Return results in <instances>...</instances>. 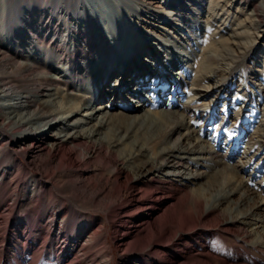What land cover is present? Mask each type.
Instances as JSON below:
<instances>
[{
    "label": "rangeland",
    "instance_id": "rangeland-1",
    "mask_svg": "<svg viewBox=\"0 0 264 264\" xmlns=\"http://www.w3.org/2000/svg\"><path fill=\"white\" fill-rule=\"evenodd\" d=\"M15 1L2 0V4L8 2L13 4ZM85 1L90 8L94 7L97 10L96 7H102L105 10L103 12L104 19L100 17L99 12H96L95 18L100 20L102 25L107 26L106 28L110 26L111 28L107 29L109 32H116L118 40L121 38L123 44L126 43L125 47L128 50L131 49L130 54L125 56L133 59L129 66L132 68L130 71L133 70L131 76H125L126 70L122 71L123 75L118 78L117 85L113 86L121 73V68L118 66L104 81L103 85L106 90L119 86L128 90L127 97L124 99L120 98L122 96L121 89L118 91L119 94H116L117 96L107 95L108 98L103 101L109 106L105 110L107 111L105 117L108 115L125 116V114L119 115L118 113L126 112L123 111V108L131 107L135 101L131 96L137 95L142 100L139 102L138 110L126 113L148 117L151 120L150 122L146 121L145 125H141L135 130L132 124L125 121L118 128L117 135L121 136L125 131L127 134L122 137L120 144L114 146L113 149L124 153L132 147L142 145L144 151L143 155L138 156V162L151 161L142 169L131 170L132 179L130 183L136 188L143 187L142 189H144L140 198L139 196L133 197L131 192L123 191L115 196L109 210L104 212L101 208L86 203L87 201L80 202L74 196L76 193H73L74 190L70 184L67 185L66 181L60 180V182H56V188H54L58 204L55 205L49 200H42L37 205L38 213H42V209L50 213L65 209L71 214L72 211L84 213L88 216L87 219L84 218L85 221L89 220L94 228L98 227L97 223L99 222H92L90 219L96 218L97 221L99 218L103 219L102 227H98V230L100 229L99 234L102 232V235L105 234L107 237L109 249L108 252H105L108 255L95 257V251L100 249L102 244L96 245L94 241H89L85 249V253L89 257L83 258L84 264H95L94 262L100 264L137 263V256L140 254L144 256L145 264H161L164 259L153 256L149 249L139 250L135 244L124 249L125 247L119 245L120 241L117 236H122L125 233L133 235L136 227L143 220H139L136 209L141 206L145 207L155 196H159L148 195L145 191L148 186H151L152 189L157 188L158 191L175 190L171 193L173 202L175 198L182 195V191L176 189L177 186L188 190L197 189L205 197V200L203 199V217L217 215L220 222L217 225H212L209 230L204 232L208 234V239L211 238L214 241L202 242L203 237L188 240V244L191 246L194 243H199L200 252H202V254L195 256L191 262L201 264L202 260H206L215 263L221 259L226 264H264V30L260 28V33L257 29L251 30V37L246 39L247 46L235 48L236 56L233 61L218 60L213 65L218 67V72L213 77V73L202 70L204 66L208 67L205 59L207 56L217 57L219 54V49L214 44V40L225 41L221 40L222 33H215L217 29L214 26L211 27L212 33L211 31L207 32L206 16L202 17V21L205 22L202 30H195L196 32H194L189 28L190 26L183 25L184 22L175 17H170L164 21V19L154 17L153 14L147 12V2H152L151 6L148 5L149 8L154 9V11L160 10L159 0H144L142 2L141 0ZM177 1L188 3V0ZM202 2L205 7L209 2H218L219 14H222L223 17L227 16V21L230 20L231 26L242 29L249 22V18L245 14V11L249 12V9L243 8L244 6L241 4H230L228 0H202ZM224 5L225 7H223ZM165 10L168 12L170 9ZM244 19L246 20L244 21ZM238 21H242L240 25H238ZM132 24L135 25L133 30ZM136 29L141 31L140 36L137 32L134 33ZM150 30L154 32L152 36L155 40L149 44L150 49H142V52L137 56L134 49L139 45L138 42L142 40V37L146 36L148 43L151 41L152 36L148 35ZM227 33L225 32L222 38L230 44V37ZM174 53H180L181 56L177 61L182 65L186 64L185 67L182 68V65L181 67L170 66L163 63L166 59L171 60ZM122 57L120 54L119 58ZM141 63L149 69L143 71L144 74L146 72L148 74L147 82L135 87L133 82L136 80V64L141 65ZM159 78L163 80V84L162 82L159 83ZM145 87L150 88L145 89ZM89 106L95 107L96 102ZM95 122L96 120H92L84 124V128H90ZM113 122L114 126L118 127L120 121L117 119L112 121V124ZM111 126L110 123L107 124V127L100 128L101 134L97 138L109 134L107 128ZM46 130V126L42 127V131ZM186 148L190 151L186 152ZM20 151L21 149L16 147L13 153L19 154ZM159 151L164 152L161 156L164 157L163 161L160 160L161 157L153 158L154 155L157 156ZM65 152L67 153L65 156L76 163V168H85L90 165L88 168L92 172V170L98 171L104 166L106 171H109L106 173L110 177L116 173L117 169L124 166L132 167L136 164L125 161L122 165L121 160L114 162L112 158H108L109 156L103 158L104 149L100 155L95 154L90 157L87 154L84 158H78V154L74 150H65ZM88 158L92 161L88 162ZM28 159L30 158L28 157ZM42 160V157L36 156L31 161L30 172L41 174L45 171L47 165ZM176 160L181 161V164L173 165ZM147 180H151V182L147 183ZM123 181H125L124 176H118L116 181L112 179L110 185H122ZM226 190H230V192L223 198ZM166 195H163L166 198L157 200L160 205L168 201L169 195ZM3 196L6 194H2ZM173 202H168V205L163 207L158 205L156 208L161 207V209H155L154 212H158H155V215L135 233L139 237H143L150 231H154L161 214L172 212L173 208L170 210L169 204ZM3 203L0 202V228L7 225L5 219L11 214V209H7L16 210L19 208L18 203L12 204L13 200L7 202L9 203L8 206ZM22 204L23 207H33L27 199ZM174 207L177 210L195 212L191 200L185 203L177 200ZM15 210L12 212L14 213L13 218L10 219L12 230L9 231L8 239H5L3 233L0 232V264H55V260L50 258V255L45 257L41 251L37 252L40 247L39 242L32 240L30 244L25 240L28 237L25 239L21 237L20 231L24 228L25 222L20 219L21 215ZM124 210H130L128 212L130 217L126 219L128 224L124 223L118 228V233L115 234L114 227L123 218ZM243 214L250 215L243 219L246 224H241V227L237 228L238 234L226 230L227 224L233 223L231 216L241 217ZM51 216V214L50 216L48 214L43 215L40 220L42 224H38L36 227L46 230L44 222L48 221ZM55 221L60 222L61 217L56 216ZM62 223L65 225V230L62 238L57 241V247L65 246L63 241L69 238V230L73 224L79 227L74 231L73 240L77 242V245L85 241L89 230L80 234L79 230L82 228L80 220L66 217ZM164 233H166L165 228L160 233H155L154 239L162 240ZM197 233V236L203 235V233ZM183 236H187V234L178 232L172 239L171 246H174L171 247L172 250L167 256L168 260H174V256L179 255L177 249L180 247H175V244H179ZM129 238L134 240L135 234ZM41 240L40 238L38 241ZM15 243H19L17 253L14 252ZM52 246L55 252L59 251L51 243H48L45 249L48 247L49 250ZM64 250L67 252L68 247L66 246ZM4 251H8V253H4L2 257ZM35 254L36 256H34ZM93 258L96 260L94 261ZM76 263L77 261L74 264Z\"/></svg>",
    "mask_w": 264,
    "mask_h": 264
},
{
    "label": "bare ground",
    "instance_id": "bare-ground-1",
    "mask_svg": "<svg viewBox=\"0 0 264 264\" xmlns=\"http://www.w3.org/2000/svg\"><path fill=\"white\" fill-rule=\"evenodd\" d=\"M228 1L230 4L238 3L243 5V8L247 7L249 9V12L244 10L247 18H249V22L246 21L244 28L231 26L230 20L227 21V16L223 17L222 14H219L218 2H209L205 7L202 0H188V3L177 0H159L161 9L154 11V9L148 7V5L151 6L152 2H147V12L153 14L154 17L164 19V21L170 19V17H175L182 20L183 25L190 26L189 28L194 32H196L195 30H202L205 24L202 17L206 16L207 32L211 31L212 33L213 29L211 27L214 26L217 29L215 33H222L221 40L226 42L214 40V44L219 49V54L217 57L207 56L205 59L208 67L204 66L202 70L213 73L214 77L218 72V67L213 65L218 60L233 61L236 56L235 48H242L246 45V39L251 37L250 31L256 29L259 31L260 28L264 30V0L262 2L260 0ZM96 9L94 7L90 8L85 0H16L13 4L10 2L2 4V0H0V202H4L3 204L8 206L9 203L7 202L13 200L12 204L18 203L19 205L16 210L7 209H11V214L5 219L7 225L0 228V232L3 233L5 239H8L9 231L12 230L10 226V219L13 218L14 214L12 212L17 211L21 215L20 219L25 222L24 228L20 231L21 237L23 239L28 237L25 240L30 244L32 240L39 242L40 247L37 252L41 251L45 257L50 255L49 257L55 260V264H74L76 261V264H84L83 258L89 257L85 253L89 241H94L96 245L102 244L100 249L95 251V257L107 256L106 252L109 249L106 235H102V232L100 235V229L98 230V227H102V218H99L98 221L96 218L90 219L92 222H99L97 223L98 227L94 228L89 220L85 221L88 216L84 213L72 211V215L65 211L66 209L55 213L42 209V213H38L37 205L42 200H49L52 204H58L54 191L56 182L66 181V184H70L73 188V193H76L74 196L80 202L87 201L86 203L106 212L114 202L115 196L123 191L131 192L133 197L139 196L140 198V194L144 189H142L143 187L136 188L130 183L132 179L131 170L142 169L151 161L138 162V156L143 155L144 151L142 145L132 147L124 153L113 149L114 146L120 144L122 137L127 134V131H125L123 135H117L118 128L125 121L132 124L135 130L141 125H145L146 121L150 122L151 120L148 117L126 113L138 110L139 102L142 100L137 95L131 96L135 99L131 107L123 108V111L126 112L118 113L119 115L125 114V116L114 117L108 115V117H105L107 115L105 110L109 106L104 104L103 101L108 98L107 95L117 96L118 91L121 89L122 96L120 98L124 99L127 97L128 90L122 88V86L106 90L103 85L104 81L118 66L121 68V73L113 86L117 85L118 78L123 75L122 71L126 70L124 72L125 76H131L133 70L130 71L132 68H129V66L133 59L126 57L130 54L131 49L128 50L125 47L126 43L123 44L121 38L118 40L116 32H109L107 29L111 27L106 28L107 26L102 25L101 21L95 18L96 12H99L100 17L104 19L103 12L105 10L102 7H96ZM165 9L170 10L166 12ZM242 21H238V25ZM134 27L135 25L132 24V30ZM136 32L140 36L141 31L136 29L134 33ZM225 32L229 34L230 44L222 38ZM153 33L150 30L148 35L152 36ZM145 37H142V40L138 42L139 45L134 49L137 56L142 52V49H150L149 44L155 40L152 36L151 41L148 43ZM119 47L120 49H118ZM120 54L123 56L122 58H119ZM180 56V53H174L171 60L166 59L163 63L181 67L182 64L177 61ZM145 66L143 63L141 65L136 64V80L133 82L135 87L147 82L146 77L148 74L147 72L144 74L143 71L149 69ZM185 66L186 64L182 65V68ZM160 82L163 84L161 78H159ZM94 102H96L95 107L89 106ZM112 106L114 107V104ZM115 106L119 107L118 105ZM117 119L120 122H118V127H115L112 121ZM92 120H96V122L90 128H84V124ZM106 123L112 125L107 128L109 134L97 138L101 134L99 132L100 128L107 127ZM45 126L47 130L42 131V127ZM16 147L21 149L18 152L19 154L13 153ZM103 149L105 150L103 158L109 156L108 158H112L114 162L121 160L122 165L125 161L136 164L132 167L119 168L110 177L107 174L109 171H106L104 166L99 168L98 171L92 170L91 172V169L88 168L90 165L85 168H76V163L65 156L67 154L65 150H74L78 154V158H84L87 154L90 157L95 154L100 155ZM188 151L190 149L186 148V152ZM163 153V151H159L157 156L154 155L153 158H160ZM36 156L42 157V161L47 165L45 171L41 174L32 173L29 170L32 165L31 161ZM87 160L88 162L92 161L90 158ZM160 160L163 161L164 157H161ZM180 162L176 160L173 165H180ZM118 176H124L125 181L122 185H110L112 179L116 181ZM146 182L150 183L151 180ZM176 189L182 191V195L175 198L174 202L171 193L175 190L158 191L159 189H152L151 186L145 189L148 195L152 197L154 195L159 196H155L145 207L141 206L136 209L139 220H143L138 224L135 232L146 224L155 215V212H158H154L155 209H161V207H156L160 205L158 203L159 199L165 197L163 195H169L167 197L168 201L160 206L163 207L168 205V202H173L169 204V209L173 208L172 212L170 214L163 212L155 230L150 231L143 237H139L135 232L134 240H130L129 237L134 235L130 233L117 236L121 247L126 249L128 246L135 244L139 250L149 249L152 251L153 256L164 259L161 264H196L191 261L202 252H200L199 243H194L191 246V244H188V240L203 237L202 242L214 241L211 238L208 239V234L204 232L209 230L212 225H217L220 219L217 215L203 217V199L205 200V197L197 189L188 190L178 186ZM226 191L223 198L230 192V190ZM2 194H6V196L2 197ZM26 199L30 201L33 207H23L22 203ZM177 200L184 203L191 200L195 212L177 210L174 207ZM128 212L130 210H124L123 218L114 227L115 234L118 233V228L124 223L128 224V220L126 222V219L130 217ZM45 214L52 215L48 221L44 222L46 230L38 229L36 226L42 224L40 220ZM249 215L231 216L233 223L227 224L226 230L238 234L237 228H240L241 224H246L243 219L249 217ZM56 216L61 217V223L55 221ZM66 217L80 220L82 228L79 232L81 234L89 230L87 238L77 245L73 237L74 231L79 227L73 224L69 230V238L63 241L65 246L60 245L57 247V241L62 238L65 230L62 221ZM52 222H55V224H52ZM164 228L166 229L164 238L162 240L154 239V234L160 233ZM178 232H184L187 236H183L180 243L175 244V247H180L177 249L179 255L174 256V260H168L167 256L172 250L171 247L174 246H171L172 239ZM197 232H200L199 234L203 233V235L197 236ZM40 238L42 240L38 241ZM48 243L54 244L56 250L59 251L55 252L53 246L49 250L48 247L45 249ZM18 245L19 243H15L14 246V252L16 253L19 249ZM66 246L68 247L67 252L64 250ZM194 246H196L195 249ZM75 249L76 251H74ZM192 250L195 251L191 252ZM4 253H8V251H4L2 257ZM137 258L138 262L131 264H145L144 256L140 254ZM94 263L100 264L98 262ZM201 264L226 263L220 259L215 263L202 260Z\"/></svg>",
    "mask_w": 264,
    "mask_h": 264
}]
</instances>
